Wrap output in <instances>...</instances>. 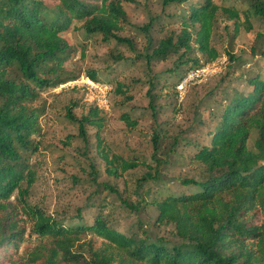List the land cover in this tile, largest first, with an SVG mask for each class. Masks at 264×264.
Listing matches in <instances>:
<instances>
[{
    "label": "trees",
    "instance_id": "trees-1",
    "mask_svg": "<svg viewBox=\"0 0 264 264\" xmlns=\"http://www.w3.org/2000/svg\"><path fill=\"white\" fill-rule=\"evenodd\" d=\"M131 1L0 0V264H264V63L250 64L231 51L227 59L213 45L219 17L233 22L236 33L241 27L251 32V19L264 20V0H240L245 10L223 0H164V7H181L179 31L154 40V21L142 28L147 66L175 57L170 72L179 78L170 84L156 74L150 90L178 93V83L191 70L222 57L227 64L204 98L207 116L183 138L194 149L188 159L192 175L177 178L165 195L142 198L138 205L153 207V225L170 227V236H154L143 223L122 233L102 211L92 224L64 223L29 202L43 94L79 79L67 70L72 49L64 35L80 22L87 38L133 47L119 35L129 25L124 2ZM250 56L264 59L263 31L256 34ZM86 76L112 87L110 106L114 94L128 92L125 84L114 87L94 71ZM92 107L80 122L82 134L86 123L101 127L102 110ZM71 108L67 116L76 121ZM121 120L137 126L130 113ZM153 134V162L160 174L181 138L168 144L166 132ZM105 160L115 178L145 163L118 154H105Z\"/></svg>",
    "mask_w": 264,
    "mask_h": 264
},
{
    "label": "rangeland",
    "instance_id": "rangeland-1",
    "mask_svg": "<svg viewBox=\"0 0 264 264\" xmlns=\"http://www.w3.org/2000/svg\"><path fill=\"white\" fill-rule=\"evenodd\" d=\"M239 1L223 0L221 3L245 10L246 6ZM163 2H124L129 25L119 35L132 41L133 47L116 41L104 43L100 37L87 38L80 22H75L64 35L72 49L66 64L69 72L81 78L94 71L114 87L119 83L128 86L124 95H113L109 110L98 112L101 127L86 123L84 134L80 122L88 116L93 105L85 101L82 90L65 87L43 94L45 113L40 121V148L31 159L36 181L29 202L64 223L92 224L102 211L122 233L136 231L143 223L154 236L171 235L170 227L153 225L157 217L153 207L141 209L138 205L142 198L165 195L168 185L172 186L177 178L192 175L188 159L194 149L187 147L183 138L189 137L191 127L201 116H207L202 106L204 98L221 80L227 64L221 66L222 73L209 74L204 81L190 84L182 96L174 89L163 90V93L160 87L150 90L149 81L156 74L160 79H168L170 84L179 79L171 77L173 71L170 72L174 69L175 57L165 62L153 61L150 67L145 60L147 37L143 27L154 21L151 31L154 40L166 37L171 31H179L181 7L176 4L164 7ZM251 23V32L241 27L236 33L233 22L219 17L213 45L221 56L228 59L231 51L250 64L264 63V59L256 61L250 56L256 34L264 32V20L254 18ZM71 105L76 121L67 116ZM124 113H130L131 120L137 123L135 128L121 120ZM156 129L166 132L168 144L181 138L176 153L160 174L153 162L152 138ZM105 154H118L145 163L115 178L107 172L109 165Z\"/></svg>",
    "mask_w": 264,
    "mask_h": 264
},
{
    "label": "built area",
    "instance_id": "built-area-1",
    "mask_svg": "<svg viewBox=\"0 0 264 264\" xmlns=\"http://www.w3.org/2000/svg\"><path fill=\"white\" fill-rule=\"evenodd\" d=\"M226 62V58H219L216 62L193 69L188 73L177 85V90L182 96L187 87L193 82L204 81L209 74H218L221 72V66ZM65 87L76 88L82 90L85 101L95 107H98L102 111L109 110V95L112 87L106 83L98 82L88 76H83L78 80L69 82L60 86L57 90H61Z\"/></svg>",
    "mask_w": 264,
    "mask_h": 264
}]
</instances>
